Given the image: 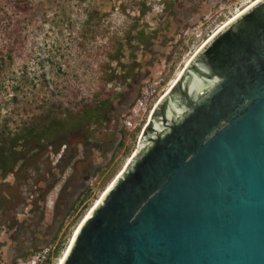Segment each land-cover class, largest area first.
I'll return each mask as SVG.
<instances>
[{"label":"rangeland","instance_id":"374dc122","mask_svg":"<svg viewBox=\"0 0 264 264\" xmlns=\"http://www.w3.org/2000/svg\"><path fill=\"white\" fill-rule=\"evenodd\" d=\"M255 1L0 0V44L13 46L14 56L6 70L26 63L27 76H38L16 92L20 102L8 103L13 92L1 85L0 70V131L5 122L14 129L40 116L24 102L34 106L44 97V80L53 94L45 96L67 112L92 108L58 154L16 160L0 177V264H57L82 219L141 152L143 128L172 81L214 32ZM13 27L17 38L8 41ZM38 53L52 63L37 65Z\"/></svg>","mask_w":264,"mask_h":264},{"label":"water","instance_id":"95a60500","mask_svg":"<svg viewBox=\"0 0 264 264\" xmlns=\"http://www.w3.org/2000/svg\"><path fill=\"white\" fill-rule=\"evenodd\" d=\"M61 264H264V0L208 38Z\"/></svg>","mask_w":264,"mask_h":264},{"label":"trees","instance_id":"16d2710c","mask_svg":"<svg viewBox=\"0 0 264 264\" xmlns=\"http://www.w3.org/2000/svg\"><path fill=\"white\" fill-rule=\"evenodd\" d=\"M16 1L20 3V0ZM15 8L19 13L25 12L23 6H16ZM19 13L18 15H20ZM6 22L12 23V18L8 17ZM15 22L20 23V20L17 19ZM27 26L29 27L30 24L26 23ZM14 32H16L15 27L6 34L8 41H14L13 39L17 38V34ZM6 43L8 42L5 41V43L0 44V70L4 71V73H1L3 75L1 85L4 88L11 87L10 90L13 92L8 103H18L21 100L17 98L16 92L25 84L38 80V76H35V74L31 78L27 76L28 66L26 63L17 71L7 72L6 68L13 64L14 56L12 53L13 46ZM11 44L13 45L12 42ZM59 56L61 55L58 54ZM36 58L38 59L37 65H41L44 60L52 63L51 58L41 56L40 53L36 54ZM56 65L59 70L63 71V64L56 62ZM17 73L20 74V78ZM5 81H11V84L3 85ZM47 82V80L40 82L38 90L42 92L44 97L39 101L34 100V106H26L27 101L24 102L25 109L33 110L37 108L40 116L32 114L28 120L21 119L20 124H17L14 129H9L7 122H5L4 128L0 131V177L12 172L13 163L16 160L35 159L46 151L51 154H58L61 147L67 146L70 138L76 135L81 125L85 123V119L91 115L92 108L89 105L80 106L73 113H69L62 108V102H54L51 98L45 96H53L52 92H49ZM34 84L32 87H34ZM6 121L8 120L6 119Z\"/></svg>","mask_w":264,"mask_h":264},{"label":"bare ground","instance_id":"6f19581e","mask_svg":"<svg viewBox=\"0 0 264 264\" xmlns=\"http://www.w3.org/2000/svg\"><path fill=\"white\" fill-rule=\"evenodd\" d=\"M257 1H258V0H256L255 2H257ZM255 2H252L251 5H253ZM251 5H250V6H251ZM248 7H249V6H248ZM248 7H247V8H248ZM247 8H245L244 10H246ZM244 10H243V11H244ZM243 11H242V12H243ZM239 14H241V12H240ZM239 14L237 13L235 16H233V18H235V17L238 16ZM233 18H229L230 20L227 21L224 25H226L228 22H230ZM224 25H223V26H224ZM221 28H222V26H221ZM219 29H220V28H219ZM219 29H218V30H219ZM218 30H217V31H218ZM217 31H216V32H217ZM216 32H214V33L209 37V39H210L212 36H214V34H216ZM178 74H179V73H178ZM176 77H177V76H176ZM175 79H176V78H175ZM175 79L172 81L171 85L174 83ZM171 85H170V86H171ZM121 174H122V173H121ZM119 176H120V174H119ZM119 176H118V177H119ZM118 177H117V178H118ZM115 180H116V179H115ZM115 180H114V181H115ZM114 181L112 182V184H114ZM112 184H111L110 186H107L108 188H106V190L104 191V193H105V192H106V191L112 186ZM104 193H103V194H104ZM97 203H98V201L93 205V207H94ZM92 209H93V208H91V210H92ZM91 210H90V211L88 212V214L82 219V221L80 222V224L78 225V227L82 224V222L84 221V219L90 214ZM78 227H77V228H78ZM77 228H76V230H77ZM76 230H75V232H76ZM75 232H74V234H75ZM73 236H74V235H73ZM67 249H68V248H67ZM67 249L64 250L63 255L60 257V259H59V261L57 262V264H61V262H62L64 256L66 255Z\"/></svg>","mask_w":264,"mask_h":264}]
</instances>
